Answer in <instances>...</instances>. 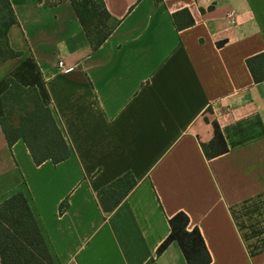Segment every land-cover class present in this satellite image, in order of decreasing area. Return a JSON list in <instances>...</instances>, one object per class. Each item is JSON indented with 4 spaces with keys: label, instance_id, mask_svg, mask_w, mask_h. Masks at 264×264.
I'll use <instances>...</instances> for the list:
<instances>
[{
    "label": "crops",
    "instance_id": "1",
    "mask_svg": "<svg viewBox=\"0 0 264 264\" xmlns=\"http://www.w3.org/2000/svg\"><path fill=\"white\" fill-rule=\"evenodd\" d=\"M8 1L21 56L0 63V97L8 79L35 88L70 154L36 166L0 128V203L25 194L54 264H186L176 243L156 255L178 212L210 264H264V82L245 65L264 52V0H103L118 24L96 50L68 2ZM212 121L228 152L208 160ZM125 174L136 185L104 213L97 193Z\"/></svg>",
    "mask_w": 264,
    "mask_h": 264
},
{
    "label": "trees",
    "instance_id": "2",
    "mask_svg": "<svg viewBox=\"0 0 264 264\" xmlns=\"http://www.w3.org/2000/svg\"><path fill=\"white\" fill-rule=\"evenodd\" d=\"M61 2L72 6L93 50L103 44L118 24L107 12L103 0H48L49 5ZM171 18L177 30L193 24L186 9L172 14ZM16 23L9 1L0 0V63L21 56L10 49L7 41V31ZM245 65L254 84L264 82V52L247 58ZM7 84V90L0 97L3 108L0 128L8 146L21 140L36 166L47 160L53 164L66 160L70 154L68 145L36 89L24 88L12 79H8ZM211 126L212 138L201 144L208 160L228 152L217 123L212 121ZM135 185L132 176L125 174L100 190L96 197L101 210L111 213ZM67 207V200H64L59 212ZM168 226L169 234L157 248V256L171 243H176L186 264H210L211 258L199 230L196 227L189 229V219L184 213L178 212L168 219ZM0 264H54L23 192H17L0 203Z\"/></svg>",
    "mask_w": 264,
    "mask_h": 264
},
{
    "label": "built area",
    "instance_id": "3",
    "mask_svg": "<svg viewBox=\"0 0 264 264\" xmlns=\"http://www.w3.org/2000/svg\"><path fill=\"white\" fill-rule=\"evenodd\" d=\"M227 19H229L232 23H235V16L234 13L232 11H230L227 15H226ZM58 68H60L64 73H68L71 71V67H67L65 68L62 64V62H58Z\"/></svg>",
    "mask_w": 264,
    "mask_h": 264
}]
</instances>
